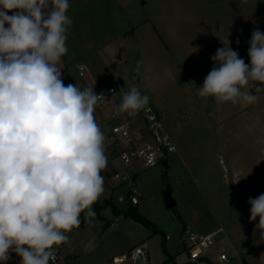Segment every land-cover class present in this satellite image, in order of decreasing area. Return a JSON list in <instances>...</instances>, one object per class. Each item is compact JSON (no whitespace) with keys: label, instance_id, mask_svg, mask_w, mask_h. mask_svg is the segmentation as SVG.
<instances>
[{"label":"clouds","instance_id":"9594fccd","mask_svg":"<svg viewBox=\"0 0 264 264\" xmlns=\"http://www.w3.org/2000/svg\"><path fill=\"white\" fill-rule=\"evenodd\" d=\"M69 8V0H0V264L11 252L19 264H55L54 246L80 226L82 212L95 215L104 191L105 136L94 115L104 95L65 85L59 67L73 24ZM220 42L198 95L256 104L264 95V32L252 31L248 64L228 36ZM149 99L134 85L115 115L134 117ZM248 203L264 236V193Z\"/></svg>","mask_w":264,"mask_h":264},{"label":"rangeland","instance_id":"374dc122","mask_svg":"<svg viewBox=\"0 0 264 264\" xmlns=\"http://www.w3.org/2000/svg\"><path fill=\"white\" fill-rule=\"evenodd\" d=\"M137 1L69 0L70 8L67 14L72 18L73 24L66 41L68 52L59 64L65 85L75 84L79 80L88 82L87 74L83 78L78 77L77 65H84L94 75V70H98L100 66L112 70L116 62L123 58L120 54L118 59L117 54L109 56L110 59L105 55L116 45V35L119 32H129L132 28L126 15L133 7L140 8L139 3L143 0ZM135 2L137 3L134 6ZM223 5H228V11L225 12L227 17L235 18L237 15L239 18V12L243 10L244 22L261 21L255 28L264 29V0H244L242 6L232 12L229 11V4ZM173 7L172 10L175 8ZM201 12L204 11L201 9ZM220 12L213 11L206 21L217 20L216 18L221 17ZM12 14L8 12V15ZM200 15L203 16L201 13ZM205 26L206 24L198 26L202 33L206 31ZM199 36L200 34L197 37L201 38ZM135 48L134 46L132 71L138 73L136 67L141 53ZM151 55L148 54V57ZM208 56L205 61L189 69L177 68L175 65L174 70L166 67H154L152 70L153 74L162 77L163 83L172 78L175 83L171 84H177L178 87L176 91L170 92L165 91L167 88L162 85L166 93L158 91L155 94L160 97L159 106H156L158 115L175 146V152L169 155L165 162H160L154 167L136 168L128 174L129 177L125 181L116 182L110 179L111 172L108 167L101 172L105 183L104 191L98 199L111 202L120 211L135 206L137 214L149 221L159 233L153 234L142 224L121 215L115 217L109 208H105L100 211L103 217L101 221L87 218L83 226L66 234L69 239L59 245L67 258L65 264H112L113 257L127 256L141 244L146 247L145 257L149 264H161L167 256L173 264H189L186 243L183 242L184 229L181 230L177 216L182 224L185 223L189 229L200 233H211L221 228L213 234L209 247L202 252V258L193 264H226L218 260L220 254H225L230 259L228 264H240V259L246 257L244 244L248 239L240 222L242 215L238 214L228 201L231 174L225 173L226 159L217 151L223 150V147L209 116V112H212L211 98L200 97L195 88L200 87V83L203 84L204 78L212 69L210 65L213 53ZM97 81L104 84L112 81V78ZM183 81L191 89L190 93H180ZM143 90L144 94L151 96L149 89ZM161 101L164 108H160ZM179 104L183 105L182 108H179ZM167 112H172L173 115L167 116ZM131 190H135L138 195L136 204L119 202L120 197L132 194ZM164 192L175 202V208L167 210L164 207ZM121 264H142V260L140 258L132 263L126 259Z\"/></svg>","mask_w":264,"mask_h":264},{"label":"crops","instance_id":"0c3cea01","mask_svg":"<svg viewBox=\"0 0 264 264\" xmlns=\"http://www.w3.org/2000/svg\"><path fill=\"white\" fill-rule=\"evenodd\" d=\"M137 2L134 3V6ZM224 3L231 6L229 11L232 12L235 8L241 7L244 0L141 1L139 3L140 8L134 9L133 7L126 15V19L132 24V28L129 32H119L115 37L116 45L110 48L109 54L105 55L108 58L117 54L116 59H118L120 54L123 58L116 62L112 70L100 66L98 70H94V75L87 70L88 82L79 80L75 84L81 88L92 85L103 86L106 83L101 84L97 80L104 78L119 79L125 84L135 82L140 86L143 94V88L149 89V93H151V96L148 94L151 97L149 102L158 113L157 107L160 97L159 94H155L158 91L164 93H166L165 91H176L178 87L177 84H171L172 82L175 83L172 78H169L167 83H163L162 77L160 78L156 73L153 74L154 67L158 69L166 67L171 70H174L175 65L177 68L189 69L194 67V65L205 61L209 54L213 53L214 55L217 49L223 46L220 40L223 41L227 36L230 47L239 53L240 58L246 64L250 63L248 49L251 30L257 27L261 21L244 22L242 20L245 19L243 10H240L239 18L237 15L235 18H229L225 14L228 11V5L224 6ZM171 6L175 8L173 7L172 10ZM199 7L204 12H201ZM217 10L221 11V17L216 18L217 20L208 19L206 21V18ZM180 11L183 12L180 13ZM199 24H206L204 33L198 28ZM5 27L7 28L8 25L6 24ZM260 31L264 32V29H260ZM198 34L201 38L197 37ZM237 40H239L238 44ZM134 46L141 53L138 61H142V63L138 73L132 71ZM148 54L152 55L148 57ZM159 58L162 59L159 61ZM212 67L213 61L210 65V68ZM162 85L167 90L163 91ZM201 85L202 83H200ZM180 90V93L184 94L191 91L184 81ZM250 92L255 94V88L250 89ZM210 98L212 112H209V116L213 120L223 147V150L217 151L220 155L223 154L226 159L227 167L225 169L227 172L225 171V173L231 174L228 201L234 206L235 211L242 215L240 222L243 226L244 235L248 239L244 244L247 255L240 259V264H264V236H261L256 230L259 218L250 222L251 206L248 203L249 198H256L264 193V95L256 104L247 106L240 103H220L214 97ZM160 104V108H164L163 101ZM182 106L179 104V108ZM174 109L177 108L174 107ZM171 113L167 112L166 115H173ZM183 226L184 230L188 229L190 232L201 236L213 235L221 230L219 228L214 232L204 234L189 229L185 223ZM187 263L189 262L187 261Z\"/></svg>","mask_w":264,"mask_h":264},{"label":"built area","instance_id":"2783aa9c","mask_svg":"<svg viewBox=\"0 0 264 264\" xmlns=\"http://www.w3.org/2000/svg\"><path fill=\"white\" fill-rule=\"evenodd\" d=\"M76 72L78 77L83 78L87 74V69L84 65H77ZM134 85L138 84L135 82L125 84L119 79H112L103 86L93 87L97 95L103 94L105 98L98 102L94 115L105 136L107 167L111 172L110 179L116 182L128 179V174L134 172L136 168L154 167L176 150L160 116L150 102L134 117L128 116L126 113L115 115V110L122 101L123 93ZM139 89L144 95L140 86ZM131 193L124 198L120 197L119 202L127 201L132 205L136 204L138 195L135 190H131ZM183 234L188 262L193 264L202 258V252L209 247L213 235L201 236L188 230H184ZM54 247L55 264H65L67 258L60 246ZM145 254L146 247L141 244L135 247L129 255L113 258L112 264H121L126 259L135 263L140 258L142 264H147ZM10 255L11 259L6 264H19L21 258L15 252H11ZM218 260L226 264L230 262L225 254H220ZM50 264H52L51 261Z\"/></svg>","mask_w":264,"mask_h":264},{"label":"trees","instance_id":"16d2710c","mask_svg":"<svg viewBox=\"0 0 264 264\" xmlns=\"http://www.w3.org/2000/svg\"><path fill=\"white\" fill-rule=\"evenodd\" d=\"M165 162V160H162L161 163ZM166 173L165 171L163 172V177H165ZM105 208H109L112 215L117 217L119 215L123 216L126 219H130L134 222L140 223L143 226H145L146 228H148L150 230L151 233H159V231L146 219L142 218L141 216H139L136 212V207L135 206H129L127 208V210L125 211H120L117 210L115 208V206L110 202L104 201V200H100L98 199L94 205L92 206V210L94 211L95 215L92 217H86L85 213H81L80 215V226H83L87 220V218L91 219V220H98L101 221L103 219V217L100 215V211L105 209ZM177 219L179 220V222L181 223V230L184 229V226L180 220V218L177 216ZM162 249H164V247L162 246ZM165 251V249L163 250ZM147 264H149L148 259H147ZM161 264H173L171 261V258L169 256L166 257V259L161 263Z\"/></svg>","mask_w":264,"mask_h":264},{"label":"water","instance_id":"95a60500","mask_svg":"<svg viewBox=\"0 0 264 264\" xmlns=\"http://www.w3.org/2000/svg\"><path fill=\"white\" fill-rule=\"evenodd\" d=\"M162 200H163V205L167 210H171L173 208H175V202L170 198L169 194L167 192L163 193L162 196Z\"/></svg>","mask_w":264,"mask_h":264}]
</instances>
